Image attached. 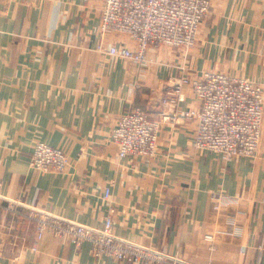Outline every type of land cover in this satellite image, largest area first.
Here are the masks:
<instances>
[{"label": "crops", "instance_id": "0c3cea01", "mask_svg": "<svg viewBox=\"0 0 264 264\" xmlns=\"http://www.w3.org/2000/svg\"><path fill=\"white\" fill-rule=\"evenodd\" d=\"M211 5L187 55L150 48L142 65L98 52L104 0H0V264H264V124L254 158L195 150L193 119L163 123L151 159L119 160L109 139L123 112L158 120L173 109L163 100L183 64L264 85V0ZM117 39L127 38L105 42ZM180 106L196 108L195 96ZM38 140L69 155L65 173L30 166ZM217 191L238 203L215 217ZM109 207L114 235L160 258H95L92 241L77 249L49 230L36 240L40 216L100 229Z\"/></svg>", "mask_w": 264, "mask_h": 264}, {"label": "built area", "instance_id": "2783aa9c", "mask_svg": "<svg viewBox=\"0 0 264 264\" xmlns=\"http://www.w3.org/2000/svg\"><path fill=\"white\" fill-rule=\"evenodd\" d=\"M211 0H104L101 16L102 38L97 46L100 53L111 57L132 60L149 65L150 48H175L187 55L199 40L200 28L211 11ZM117 33L126 40L106 44L105 37ZM169 78V96L163 111L155 120L142 109L123 112L117 116L110 132V142L117 157L154 158L158 153V140L162 124L179 123L185 119L195 121L191 145L195 150H205L227 160L233 157L257 156L264 124V85L243 76L222 71H187ZM192 93L196 108H181V103ZM70 165L69 155L61 148L38 140L35 143L30 166L44 173H65ZM112 195L111 186L104 188V198ZM230 202L238 197L222 191L212 193V211L218 217ZM114 207H109L102 228L63 222L55 224L49 216H40L36 240H41L49 230L56 236L68 239L79 249L92 241L95 258L113 257L120 261L139 263L160 258V254L119 239L113 233ZM240 212V211H239ZM229 213L236 216L239 213ZM204 239L214 249L216 234L206 233ZM37 243L32 249L37 250Z\"/></svg>", "mask_w": 264, "mask_h": 264}, {"label": "rangeland", "instance_id": "374dc122", "mask_svg": "<svg viewBox=\"0 0 264 264\" xmlns=\"http://www.w3.org/2000/svg\"><path fill=\"white\" fill-rule=\"evenodd\" d=\"M198 41H199V40H198ZM198 41H197V42H198ZM196 44H197V43H196Z\"/></svg>", "mask_w": 264, "mask_h": 264}, {"label": "bare ground", "instance_id": "6f19581e", "mask_svg": "<svg viewBox=\"0 0 264 264\" xmlns=\"http://www.w3.org/2000/svg\"><path fill=\"white\" fill-rule=\"evenodd\" d=\"M148 112V111H147Z\"/></svg>", "mask_w": 264, "mask_h": 264}]
</instances>
